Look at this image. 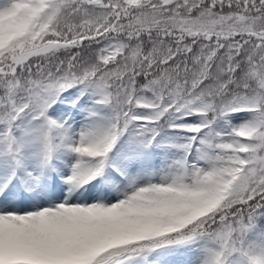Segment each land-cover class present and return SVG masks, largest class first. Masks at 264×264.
Returning <instances> with one entry per match:
<instances>
[{"label": "snow or ice", "instance_id": "1", "mask_svg": "<svg viewBox=\"0 0 264 264\" xmlns=\"http://www.w3.org/2000/svg\"><path fill=\"white\" fill-rule=\"evenodd\" d=\"M88 94L107 117L73 134L54 113ZM166 131L192 134L173 170L97 201V177L122 185L135 157L113 161L121 137ZM61 148L74 194L10 210L20 188L58 184ZM0 204V264H130L194 242L199 264H264V0H0Z\"/></svg>", "mask_w": 264, "mask_h": 264}, {"label": "rangeland", "instance_id": "2", "mask_svg": "<svg viewBox=\"0 0 264 264\" xmlns=\"http://www.w3.org/2000/svg\"><path fill=\"white\" fill-rule=\"evenodd\" d=\"M79 89H69L64 93L67 100H73L79 95ZM82 103L79 106H74L71 103L62 100L59 102V107L54 113L55 118L64 121L67 118V124L73 134H77L80 130L87 128L92 123L103 122L107 117V110L98 108L93 103L91 94L85 95L82 98ZM56 107V106H54ZM93 109L102 113L100 120L95 119L91 112ZM250 118V114L236 113L231 118L233 125H239ZM200 117L193 116L190 122L198 123ZM217 130L229 131L224 123L218 122L215 125ZM171 139L161 137L158 143L143 147L132 142V137L126 133L121 137L120 141L114 148L117 152L114 157V162H119L125 155L135 153V157L127 164V176L121 177L124 183L119 182L108 183L104 177H97L101 181L98 186L104 191L98 193L93 192L97 201L103 203H113L123 197L125 192L131 190L132 187L142 186L149 182H160L161 178L168 174L174 168V161L182 155V150L172 146L175 143H183L192 134L182 131H170ZM163 141V142H161ZM195 158V148H193V156ZM76 160V154L70 152L67 148L58 149L53 157V163L50 171L54 174L58 184L54 185L52 177L46 176L48 184L45 186L43 181L34 188H20L19 192L23 195H17L11 202L10 210L15 211H33L38 207H47L54 203L61 202L65 196H71L74 192L68 190L65 181L62 178L65 174H70L71 164ZM109 169L105 170V176L108 175ZM60 185H64V192L61 195ZM75 191H79L77 188ZM88 189L85 186L84 192H81V199L78 202L91 203V199H85L84 193ZM54 193V196H53ZM5 205L0 204V210ZM203 242H195L187 245H173L153 251L148 254L146 260L144 258H135L130 264H199V261L204 256Z\"/></svg>", "mask_w": 264, "mask_h": 264}, {"label": "trees", "instance_id": "3", "mask_svg": "<svg viewBox=\"0 0 264 264\" xmlns=\"http://www.w3.org/2000/svg\"><path fill=\"white\" fill-rule=\"evenodd\" d=\"M162 137H166L167 139H171V138H172V136H171V134H170V131H166V133L163 134ZM115 154H116V151H115V149H113V152H112L110 155H111L112 158H113V156H114ZM262 226H264V221H262ZM194 243H195V242H194Z\"/></svg>", "mask_w": 264, "mask_h": 264}]
</instances>
